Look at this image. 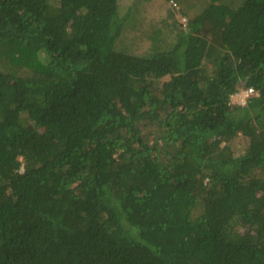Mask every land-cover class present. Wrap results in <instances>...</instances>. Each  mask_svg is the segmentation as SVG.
<instances>
[{"label": "trees", "instance_id": "trees-1", "mask_svg": "<svg viewBox=\"0 0 264 264\" xmlns=\"http://www.w3.org/2000/svg\"><path fill=\"white\" fill-rule=\"evenodd\" d=\"M131 1L0 0V264H264V0Z\"/></svg>", "mask_w": 264, "mask_h": 264}, {"label": "rangeland", "instance_id": "rangeland-1", "mask_svg": "<svg viewBox=\"0 0 264 264\" xmlns=\"http://www.w3.org/2000/svg\"><path fill=\"white\" fill-rule=\"evenodd\" d=\"M131 0H119V3L121 5V8L124 9V7H127L129 3H131ZM201 3V0H179L178 6L180 11L186 12L188 14H194L197 13V9L199 8V5ZM171 1H166V0H150L146 4V6H141L142 8V13L141 15L144 17L145 22L151 25H156L160 24L163 26H166L168 28L169 23H162V22H171L170 14L173 16V20H178L179 23H186V18L185 17H180V15L175 12L173 9H171ZM125 10V9H124ZM207 22V21H206ZM172 23L170 27L173 25ZM137 35H140L138 33ZM244 89H241L239 93L235 94L232 96L231 101L233 104H244L246 98L243 96V91ZM246 140L242 137L239 136L235 138L234 140L231 141L230 145L233 149L239 153L245 146Z\"/></svg>", "mask_w": 264, "mask_h": 264}, {"label": "built area", "instance_id": "built-area-1", "mask_svg": "<svg viewBox=\"0 0 264 264\" xmlns=\"http://www.w3.org/2000/svg\"><path fill=\"white\" fill-rule=\"evenodd\" d=\"M253 94H255L254 90L252 88L248 89L247 91H244L243 92V96L245 98L249 97V96H252Z\"/></svg>", "mask_w": 264, "mask_h": 264}]
</instances>
